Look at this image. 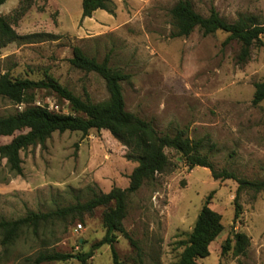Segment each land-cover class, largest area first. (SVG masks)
<instances>
[{
  "label": "rangeland",
  "instance_id": "374dc122",
  "mask_svg": "<svg viewBox=\"0 0 264 264\" xmlns=\"http://www.w3.org/2000/svg\"><path fill=\"white\" fill-rule=\"evenodd\" d=\"M113 1L114 15L104 17L98 11L89 22L72 24L71 19L82 18V0H24L23 8L30 4L26 12L32 13L26 20L28 33L23 35L54 36L1 47L0 75L40 81L49 74L76 95L102 102L109 97L105 81L94 72L74 68L70 59L73 46L99 61L108 56L111 67L130 75L122 82L129 112L152 122L160 133L175 135L183 130L191 139L205 138L203 152L217 170L264 179V101L252 104L254 83L264 79V46L254 47L249 60L239 64L240 44L235 40L224 44L226 32L204 35L196 29L188 37H171L170 10L178 0ZM190 1L204 16L214 7L229 22L252 15L264 24V0ZM22 15L13 12L15 19ZM35 105L72 112L68 102L37 89L21 104L0 97V117ZM12 139L0 136V145ZM126 152L108 130L86 135L66 131L22 151V175H14L6 159L0 158V219H17L27 211L48 212L84 202L93 192L127 188L136 163L127 160ZM166 153L171 170L145 183L128 201L124 226L138 242L142 260L123 236L114 245L120 259L127 264H177L182 244L209 197L210 208L222 216L224 230L199 263L264 264V191L256 196L242 193L241 214L235 219L238 184L234 180H215L208 168L190 169L177 152L167 149ZM103 211L96 208L81 222L56 225L53 248L73 257L50 264H80L76 255L88 252L105 235ZM234 233L249 238L245 255L234 254L233 248L223 253L222 245ZM31 244L22 238L15 254L28 256ZM88 264H113L110 246L95 250Z\"/></svg>",
  "mask_w": 264,
  "mask_h": 264
},
{
  "label": "trees",
  "instance_id": "16d2710c",
  "mask_svg": "<svg viewBox=\"0 0 264 264\" xmlns=\"http://www.w3.org/2000/svg\"><path fill=\"white\" fill-rule=\"evenodd\" d=\"M5 2L6 0H0V6ZM23 2L24 0L17 9L21 14L31 6L28 4L24 9ZM115 9L113 0H82V20L91 18L98 10L114 15ZM170 15L173 38L188 37L196 29L204 35L218 31L228 33L224 44L233 40L240 44L237 56L239 64L249 60L254 47L264 46V24L258 23L252 15H243L236 21L229 22L212 7L209 15L204 16L194 9L190 0H178L171 8ZM45 35L54 36L44 33L19 35L12 27L11 17L0 15V48L15 41ZM109 62L108 56L99 61L88 56L81 47L73 46L71 65L81 71L94 72L105 81L109 97L102 102H94L88 95L85 98L76 95L49 74L40 81L12 78L7 73L0 75V97L14 104H21L27 100L31 91L47 90L61 101L68 102L72 111L63 114L35 105L0 117V136H13L9 143L0 145V158L6 159L7 166L14 175L23 174L20 153L31 146L44 145L55 132L78 131L86 135L91 130H108L127 148V160L136 163L129 176V185L125 189L113 187L108 193L93 192L84 202L57 206L48 212L27 211L24 216L13 220L0 219V264H50L67 261L73 256L53 248L54 227L67 221L81 222L86 215H92L94 210L100 207L104 208L102 218L105 235L92 245L88 252L76 255L78 262L88 264L95 250L109 245L113 264H127L120 259L114 247L120 236L129 241L136 251L138 261L141 262L142 250L124 226L128 201L145 183L153 182L157 175L171 170L167 149L177 152L190 169L205 167L210 170L215 180L232 179L238 184L234 202L235 219L241 214L239 200L242 193L250 192L256 196L264 191V179L250 180L241 178L227 169L217 170L208 153L203 152L206 147L205 138L191 139L183 130H179L175 135L160 133L152 122L129 112L126 109L122 82L128 80L130 75L120 68L111 67ZM262 101L264 79L254 83L252 104L257 106ZM223 230L222 216L210 208L208 197L188 239L182 244L183 250L177 264H200L199 259L208 255L210 244ZM22 238L25 244L28 241L32 243L29 247L31 254L28 256L15 254L14 249ZM249 245L247 235L234 233L222 245L223 253L233 248L234 254L245 255Z\"/></svg>",
  "mask_w": 264,
  "mask_h": 264
},
{
  "label": "crops",
  "instance_id": "0c3cea01",
  "mask_svg": "<svg viewBox=\"0 0 264 264\" xmlns=\"http://www.w3.org/2000/svg\"><path fill=\"white\" fill-rule=\"evenodd\" d=\"M21 1L22 0H6V2L0 6V15L11 17L12 27L19 35L28 33V31H25V30H28V28L26 27V20L28 16L30 15V13H32V11L29 10L28 12L23 14L18 19L13 18V12L20 7ZM49 3H50V0H49ZM98 11H102L101 15L104 17L109 16V14L104 10H98ZM98 11H96L91 18H85L84 22L87 23L90 20H92L96 16ZM71 20H72V24H75L78 21H82V18H76V19H71ZM36 25L37 24H34L33 27Z\"/></svg>",
  "mask_w": 264,
  "mask_h": 264
},
{
  "label": "built area",
  "instance_id": "2783aa9c",
  "mask_svg": "<svg viewBox=\"0 0 264 264\" xmlns=\"http://www.w3.org/2000/svg\"><path fill=\"white\" fill-rule=\"evenodd\" d=\"M79 227H81V225H79Z\"/></svg>",
  "mask_w": 264,
  "mask_h": 264
}]
</instances>
